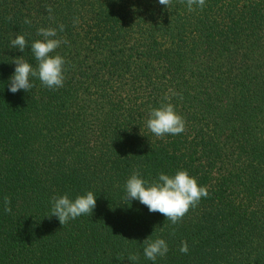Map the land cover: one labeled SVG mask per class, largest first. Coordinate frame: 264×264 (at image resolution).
Returning <instances> with one entry per match:
<instances>
[{"label": "trees", "instance_id": "1", "mask_svg": "<svg viewBox=\"0 0 264 264\" xmlns=\"http://www.w3.org/2000/svg\"><path fill=\"white\" fill-rule=\"evenodd\" d=\"M59 24L63 86L10 92L12 59L35 67L37 29ZM169 89L185 131L160 138L146 120ZM134 169L186 170L208 196L173 225L125 199ZM88 191L91 215L48 216ZM149 236L169 249L155 261ZM0 264H264V0H0Z\"/></svg>", "mask_w": 264, "mask_h": 264}, {"label": "clouds", "instance_id": "2", "mask_svg": "<svg viewBox=\"0 0 264 264\" xmlns=\"http://www.w3.org/2000/svg\"><path fill=\"white\" fill-rule=\"evenodd\" d=\"M160 5L165 7L171 5V0H158ZM185 2V0H181ZM189 11L195 7L203 9L205 0H186ZM46 11L51 19V6H46ZM11 20V17L7 18ZM25 24L31 21L25 18ZM73 23L78 24V18L73 19ZM58 31H64V25L59 24L56 28L41 27L37 29V35L41 39L33 41L30 45L31 52L36 61V66L26 61L23 56H17L12 59L15 64L14 73L9 77L8 90L16 93L19 90L25 92L33 88L30 83V77L37 78L41 84L48 89H57L63 86L65 76V59L54 54L55 50L61 44H69V41L63 37H58ZM28 42L24 35H16L11 40V48L24 52ZM172 96H181L180 93L169 89L168 94L163 98L158 108H152L148 113L146 127L155 136L163 138L166 135H179L185 131V120L175 111L171 102ZM125 199L127 201L137 200L145 205L149 212H159L171 224H178L191 208L198 205L202 197L208 196L206 186L198 185L195 178L191 177L186 170H177L174 175H168L163 172L152 181L141 178L140 171L134 169L132 174L126 180L124 185ZM3 211L11 212V200L5 196L3 198ZM96 206V196L88 191L84 195H77L75 199H70L68 194L54 196L51 200V212L49 217L58 218L60 225H64L69 220H74L82 215H91ZM143 254L151 261L157 257H163L168 252V245L162 238L152 239L150 236L143 240ZM179 251L187 254L188 245L186 241L181 242ZM138 255H130L128 259L136 261Z\"/></svg>", "mask_w": 264, "mask_h": 264}]
</instances>
